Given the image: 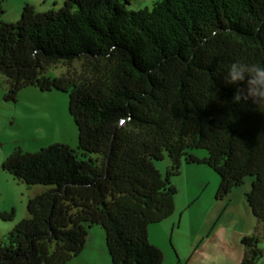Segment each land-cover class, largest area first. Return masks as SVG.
<instances>
[{
    "label": "trees",
    "instance_id": "16d2710c",
    "mask_svg": "<svg viewBox=\"0 0 264 264\" xmlns=\"http://www.w3.org/2000/svg\"><path fill=\"white\" fill-rule=\"evenodd\" d=\"M130 1L63 0L43 12L25 4L18 21L0 19L4 98L28 86L69 91L78 133L76 149H15L2 163L16 180L49 188L28 199V217L0 242V264H65L93 225L104 230L110 264H163L148 227L173 214L170 175L182 161L214 169L218 200L251 176L245 198L257 226L241 238L239 264L264 257V103H234L245 85L225 80L235 60L264 64V0H155L138 10ZM77 59L90 73L82 80L44 74ZM165 155L163 176L153 160Z\"/></svg>",
    "mask_w": 264,
    "mask_h": 264
},
{
    "label": "rangeland",
    "instance_id": "374dc122",
    "mask_svg": "<svg viewBox=\"0 0 264 264\" xmlns=\"http://www.w3.org/2000/svg\"><path fill=\"white\" fill-rule=\"evenodd\" d=\"M154 2L155 0H131L126 7L132 10L151 8ZM25 4L33 5L37 11L43 12L59 9L63 5V0H3L1 4L3 13L0 19L5 22L18 21ZM88 71L85 61L77 59L50 64L44 74L50 77L64 76L79 81L90 75ZM8 85V79L0 73V212L14 211L12 219L0 218V242L5 240V235L15 223L28 217L26 209L28 199L49 188L43 184L28 185L16 180L1 168L5 159L15 149L35 152L56 142L68 144L76 149L78 141L77 127L68 109L69 91L55 89L40 91L34 86H28L18 92L15 101H10L4 98ZM191 152L198 157L207 155V150L203 148H195ZM90 156L97 155L90 154ZM153 163L165 176L170 166L167 155L161 160H153ZM170 182L176 188L174 197H178L179 207L187 204L186 200L190 192H194L195 197L190 205L186 206L180 222L178 219L173 220V212L161 222L149 225L152 227L151 240L153 239L161 247L159 248L164 254L163 264H185L183 257L188 253L187 243L189 239L196 238L197 232L199 237L204 235V240L210 237L221 241L222 238L233 235V230L248 227L250 218L243 214L240 206L246 203L245 194L250 189L251 176H247L241 185L232 189L230 192L233 194L232 198L228 196V201L226 200L229 206L224 204V199L215 198L219 176L206 164H187L182 161L179 173L170 175ZM197 202L199 204H195ZM208 207H211L209 212H205ZM250 217L257 226L253 214ZM102 231L104 233L103 229ZM171 238L177 247L176 251L181 254L180 262L176 261ZM258 245L264 250L263 238ZM212 246L219 247V244L215 243ZM206 249L209 253H206V257L201 260L202 263L207 264H226L233 254V250L226 246L223 249ZM195 259L194 257L187 264H193ZM257 264H264V257L260 258Z\"/></svg>",
    "mask_w": 264,
    "mask_h": 264
},
{
    "label": "crops",
    "instance_id": "0c3cea01",
    "mask_svg": "<svg viewBox=\"0 0 264 264\" xmlns=\"http://www.w3.org/2000/svg\"><path fill=\"white\" fill-rule=\"evenodd\" d=\"M196 195L198 196V194ZM228 196H230V199H231L233 194L230 193ZM228 196L224 198V201H225L224 204L225 205L227 204V206L230 205L227 202L228 201L227 198H229ZM194 197H195L194 192H190L186 200L187 204H185L182 207H179L180 203L178 202V197H174V216H173L174 219L173 220L178 219L179 222L181 221V218L184 214L186 206L190 205ZM200 197L201 196H199V198ZM195 204H199V203L197 202ZM212 206H213V202H212ZM210 208L211 207H208L205 212H209ZM240 209L244 212L243 214H245L246 217H248V219L250 218V223L247 228L240 227L239 229L233 230L234 231L233 235H229L227 238H222L221 241H218V239H213L210 237H207V239L204 240V235L199 237L198 236L199 233L197 232L196 238L189 239L187 243L188 253H186V255L183 257L184 263L187 264L188 262L192 261L193 258L195 257L196 259L193 261V264L194 262H196V264H207V263H202V260H201L202 258L206 257V253L207 254L209 253V251L206 248H209L210 250L211 249H223L226 246L229 249L233 250V254L230 255V259L228 260V263L226 264H239L244 254V249L241 244V238L245 235L252 234L256 227L255 221H253L252 217H250L252 215V212L247 202L245 204L242 203L240 206ZM151 228L152 227H148V239L152 244L160 247L158 244H156V242H154L153 239L151 240V230H152ZM102 229L103 228L99 227L98 225L91 226L88 229V233L86 236V242L84 244V248L82 249L81 253L71 258L70 261H68L66 264H110V260H109L110 257H109V253L107 251L106 243H105V234L103 233ZM215 243H218L219 247L213 248L212 245ZM171 247H173V249L175 250L176 257H177L176 261L180 262L182 257L180 256L181 254L176 251L177 247L173 243L172 238H171Z\"/></svg>",
    "mask_w": 264,
    "mask_h": 264
},
{
    "label": "clouds",
    "instance_id": "9594fccd",
    "mask_svg": "<svg viewBox=\"0 0 264 264\" xmlns=\"http://www.w3.org/2000/svg\"><path fill=\"white\" fill-rule=\"evenodd\" d=\"M226 83H244L245 89H237L234 103L251 98L257 104L264 103V64L235 60L227 66Z\"/></svg>",
    "mask_w": 264,
    "mask_h": 264
}]
</instances>
